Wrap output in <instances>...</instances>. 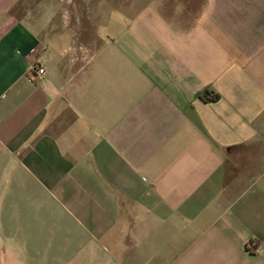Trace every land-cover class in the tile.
Returning <instances> with one entry per match:
<instances>
[{"label":"crops","instance_id":"0c3cea01","mask_svg":"<svg viewBox=\"0 0 264 264\" xmlns=\"http://www.w3.org/2000/svg\"><path fill=\"white\" fill-rule=\"evenodd\" d=\"M20 2L0 0V264H264V0H130L111 35L95 0L75 52Z\"/></svg>","mask_w":264,"mask_h":264},{"label":"rangeland","instance_id":"374dc122","mask_svg":"<svg viewBox=\"0 0 264 264\" xmlns=\"http://www.w3.org/2000/svg\"><path fill=\"white\" fill-rule=\"evenodd\" d=\"M95 0H21V6L26 9V13H31L40 18L54 19L57 26L51 31L57 35H65L70 38L72 50L79 49L84 38L89 36L90 6ZM97 8L93 11V20L97 22L98 31L101 33H112V21L123 22L128 18L130 12L127 11V4L130 0H97ZM47 29V28H46ZM45 29V30H46Z\"/></svg>","mask_w":264,"mask_h":264},{"label":"built area","instance_id":"2783aa9c","mask_svg":"<svg viewBox=\"0 0 264 264\" xmlns=\"http://www.w3.org/2000/svg\"><path fill=\"white\" fill-rule=\"evenodd\" d=\"M38 74L40 76L44 75L45 74V70L43 68H39L38 69ZM250 249H251V251H255L256 250V246L253 244V245L250 246Z\"/></svg>","mask_w":264,"mask_h":264}]
</instances>
